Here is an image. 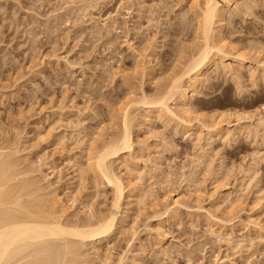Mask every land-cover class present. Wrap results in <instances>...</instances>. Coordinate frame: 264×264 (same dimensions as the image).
<instances>
[{
	"label": "rangeland",
	"instance_id": "obj_1",
	"mask_svg": "<svg viewBox=\"0 0 264 264\" xmlns=\"http://www.w3.org/2000/svg\"><path fill=\"white\" fill-rule=\"evenodd\" d=\"M234 1L213 37L246 65L209 69L185 108L235 136L133 106L132 149L107 160L126 188L118 225L101 254L86 247L87 264H264V0ZM204 2L0 0V150L15 152L17 182L61 196L67 219L110 213L95 157L127 105L200 50Z\"/></svg>",
	"mask_w": 264,
	"mask_h": 264
},
{
	"label": "bare ground",
	"instance_id": "obj_2",
	"mask_svg": "<svg viewBox=\"0 0 264 264\" xmlns=\"http://www.w3.org/2000/svg\"><path fill=\"white\" fill-rule=\"evenodd\" d=\"M233 1L205 0L200 13L199 26L203 39L200 50L198 49L197 54L192 55L193 58L189 59L190 62L188 65L186 64L184 70L182 69L183 71L175 73L173 78L159 89L155 98L148 99L149 96L144 95L133 102L129 100L132 104L131 106L127 105L125 109L122 133L117 138L106 141L102 150L100 149L102 152L99 151L101 153L95 157L96 161L93 164L97 167L100 176L110 182L115 193L113 209L110 213L94 221L65 218L67 208L63 205L60 206L61 196L37 193L40 191V187L31 189L27 179L17 182L19 173L16 169V161L12 159L15 152L0 150V264H87L86 247L89 245H92V249L97 254H101V245L111 237L118 225V213L126 189L123 186V180L109 166L110 163L108 164L107 160L109 157L119 160L124 152L132 149L130 124H132L133 117L131 109L136 108L139 104L148 109L147 113H158L160 117L163 115V117H170L168 119L176 118L186 123V126L194 125L195 123L191 122L199 119L201 122H198L199 127L201 124V128L207 130L209 137L215 134L235 136L230 131V121L219 118L220 121L211 122L206 117H200L201 115L197 117L194 114L195 111L192 112L195 116L192 118L189 112L191 108H185L188 107L191 98L198 94L201 86L209 80L206 76L209 69L214 68L216 73L222 67L233 70L236 65L237 71L236 69L234 71L238 72V69L244 68L246 65V55L232 52L229 44H225L227 43L224 42L225 38L219 39V41L214 40V25L217 21L222 23L224 16L231 9ZM231 58L234 64L227 63ZM259 66L264 70V60L260 61ZM186 80L190 83L191 91H187L188 88L184 87ZM174 97L182 105L179 112L176 111L177 109L173 110L169 105L170 100L175 101ZM259 123L257 125H263L264 118H261ZM1 149L4 148L1 147ZM99 256L101 257V255ZM105 259L106 261H103L108 264L106 262L109 258Z\"/></svg>",
	"mask_w": 264,
	"mask_h": 264
}]
</instances>
